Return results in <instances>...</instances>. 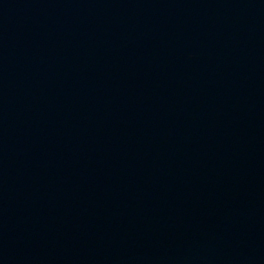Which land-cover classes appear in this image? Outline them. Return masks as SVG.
<instances>
[{
	"label": "water",
	"instance_id": "95a60500",
	"mask_svg": "<svg viewBox=\"0 0 264 264\" xmlns=\"http://www.w3.org/2000/svg\"><path fill=\"white\" fill-rule=\"evenodd\" d=\"M264 197V0H0V264H110Z\"/></svg>",
	"mask_w": 264,
	"mask_h": 264
}]
</instances>
